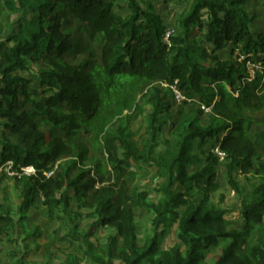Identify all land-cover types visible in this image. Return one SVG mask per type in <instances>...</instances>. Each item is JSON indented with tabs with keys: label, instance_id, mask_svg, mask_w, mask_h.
I'll use <instances>...</instances> for the list:
<instances>
[{
	"label": "trees",
	"instance_id": "16d2710c",
	"mask_svg": "<svg viewBox=\"0 0 264 264\" xmlns=\"http://www.w3.org/2000/svg\"><path fill=\"white\" fill-rule=\"evenodd\" d=\"M0 1V36L5 10L19 15L18 31L11 27L5 41L0 40V164L9 162L18 172L27 167L35 171L20 177V222L38 195L50 219L72 220L69 205L75 199L97 220L85 235L72 226L68 238L76 244V253H83L93 264H114L115 255L120 264H205L208 255L217 259L213 264H264V161L260 157L264 155V118L252 134L253 120L247 116L248 108L260 111L264 106V96L252 104L254 90L264 89V32L253 29L254 17L246 11L250 0H191L178 19L179 33L169 37L168 45L163 41L162 18L144 11L137 0H126L127 18L113 11L112 0ZM67 15L82 25L91 40L102 39L98 58L91 53L89 60L78 65L66 60L72 48L71 35L63 29ZM195 31L203 33L211 53L195 48L191 40ZM228 45L230 56L222 59L217 52ZM237 47L240 53L232 59ZM247 62L261 70L251 82ZM30 63L44 66L31 78L22 75L29 72ZM32 80L36 88L30 87ZM162 85L197 104L195 112L179 111L173 122L176 152L170 160L154 153L158 134L173 120ZM43 92L50 96L40 97ZM139 96L143 105L152 108L147 140L141 147L129 126L142 114ZM205 109L209 115L202 125ZM121 119L123 127L118 125ZM82 131L90 135L89 146L68 144ZM212 140L227 159L228 184L240 196L241 230L232 227L224 211L208 205L218 190V158L210 154L200 170L188 172L202 161L192 154L194 142L206 145ZM95 152L114 176L112 182L88 180L91 170L86 168ZM67 159L73 160L72 166L63 164ZM131 163L156 168L159 182L154 203L146 202L145 192L130 194L129 186L135 182ZM76 166L80 170L72 178L71 167ZM99 171L98 166L93 170ZM237 172L262 182L244 196L234 179ZM175 185L185 192H175ZM193 190L202 197L195 208L188 206L187 199ZM136 209L154 217V235L142 248L137 244ZM0 211V237H5L18 223L2 204ZM172 225L178 243L160 250L157 231ZM99 226L116 232L108 238L106 262L94 255L89 242L91 230ZM80 262L69 257L65 264ZM16 264L25 262L21 259Z\"/></svg>",
	"mask_w": 264,
	"mask_h": 264
},
{
	"label": "rangeland",
	"instance_id": "374dc122",
	"mask_svg": "<svg viewBox=\"0 0 264 264\" xmlns=\"http://www.w3.org/2000/svg\"><path fill=\"white\" fill-rule=\"evenodd\" d=\"M17 1V0H15ZM113 11L121 16L127 18L129 11L127 8L126 0H112ZM140 7L144 11L152 12L154 15H158L162 18L163 24L166 29L172 30V35L176 36L179 33L178 19L180 15L187 11V8L191 0H137ZM0 3H2L0 1ZM3 7V4H1ZM246 11L250 16L254 17L253 29L257 32H264V3L263 0H250L246 5ZM30 18V16H28ZM19 19L18 14H13L7 9L1 17V23L4 26V31L0 36L1 41H5L7 34L11 27L18 31L17 21ZM65 22L63 29L71 35V51L67 54L66 60L73 64L78 65L85 60H89L90 54L93 53L98 58L100 55V49L102 45V39L100 37L95 40H91L86 30L82 25L76 23L71 16L64 17ZM191 40L195 42V48H203L206 52L211 53L212 47L205 43L203 33L195 31ZM231 46L228 45L223 50L217 52L218 56L222 59H228L230 56ZM239 48L232 54V59L239 54ZM197 51H194L192 56L195 58ZM255 64V63H254ZM257 68L259 65L255 64ZM256 67L250 68V80H255L256 72L259 73V69ZM29 72L23 73L25 77L31 78L29 75L35 76L38 71L44 68L40 63H30ZM31 88L37 87V82L32 80ZM162 87V95L165 102L169 103L172 109L173 120H170L164 125L162 130L157 136L156 148L154 150L155 156L161 157L164 160H170L175 155V136L173 130V122L178 118V112L184 113L191 112L197 109L195 100L185 99L184 97L177 98L173 89L167 86ZM43 90H39L42 92ZM47 97L50 94L43 92L40 97ZM264 96V89L254 90V97L252 104L256 103V98ZM138 104L143 105V98L138 97ZM152 108L149 105H143L142 114L135 118L130 126V130L133 134V140L141 147L147 140L146 127ZM209 115V110L203 111L201 117V124L205 125L206 118ZM247 116L251 117L253 124L251 126V132L254 134L260 127V120L264 118V106L262 110L255 111L254 109H247ZM119 126H124V119H121L118 123ZM41 130L48 134L47 127H42ZM90 135L85 131L80 132L68 141V144L74 142H82L89 146ZM1 138V136H0ZM1 140V139H0ZM14 142V139L11 138ZM218 143L214 140L209 141L206 145H201L200 142H194V149L192 154L199 157L202 161L199 164H195L189 167L188 172L193 173L200 170L205 165V159L207 156L214 155L218 158V164L216 168V183L218 190L211 195L208 205L225 212V219L229 221L233 228L241 230L243 227V220L240 214L241 200L240 196L236 195L228 184L226 175L227 159L224 154H220ZM2 147L0 146V152ZM223 155V156H222ZM261 160L264 161V155H261ZM103 157L95 152L92 155L90 166L86 169L91 170L89 181L95 180L97 182H112L113 175L110 169L103 163ZM63 164L69 163L68 166H72V159L62 161ZM98 166L99 172L94 173V168ZM130 170L135 172V182L129 186L130 194L133 192L147 194L146 202L154 203L158 195L156 193L157 184L159 178L156 173V168L153 166H147L143 163L135 164L131 163ZM80 168L78 166L71 167L72 178H74ZM20 172L13 170L12 167L0 164V204L4 205L10 210L11 216L18 223V226L14 230L8 229V235L0 237V264H16L18 260H24L25 264H65L69 257L79 258L80 264H93L83 253L77 254L75 250L76 244H74L70 238H68L69 230L72 226L76 225L80 235L88 233L92 227V224L96 222V217L91 210L82 209L77 206L76 200L71 199L69 205V211L71 213V219L55 220L48 217L47 209L43 205V199L38 195L35 199V204L29 209L25 215L23 222H20L21 216L18 213V209L21 204L22 184ZM24 177H29L24 175ZM234 179L238 182L240 189L243 190L244 196L249 195L261 184V179L254 177L253 175L243 176L238 172L234 174ZM175 192L184 193V189L179 185L173 187ZM73 196V190L70 192ZM188 206L195 208L202 200V197L195 193L193 190L187 197ZM3 211H0V215ZM153 215L147 212L145 209H136L134 211V224L137 229V244L141 248L147 243V239L154 235V227L152 225ZM3 227V224H0ZM93 235L89 238V242L94 247V255L99 257L104 262L107 261L106 248L108 246V238L116 236V232L110 228L97 227L91 230ZM177 229L175 225L170 227H160L157 231L159 239L160 250H169L174 247L178 242L176 238ZM228 242L225 243V246ZM217 259L208 255L205 264H213ZM114 264H120L119 259L114 256Z\"/></svg>",
	"mask_w": 264,
	"mask_h": 264
},
{
	"label": "built area",
	"instance_id": "2783aa9c",
	"mask_svg": "<svg viewBox=\"0 0 264 264\" xmlns=\"http://www.w3.org/2000/svg\"><path fill=\"white\" fill-rule=\"evenodd\" d=\"M172 35V30L170 29H166L165 33H164V38H163V41L168 45L169 44V37ZM238 61H241L240 59ZM251 66L254 68L256 67V65L252 62H247L246 63V68L248 70V72L250 71V68ZM256 69H259L256 67ZM250 75V73H249ZM162 86H166V85H162ZM174 93L176 94V97L177 98H181L180 94L178 92H176L174 90V88H172ZM221 154V153H220ZM223 156V155H222ZM6 165L9 166V169L12 167L11 163H6ZM34 169L32 167H27V168H20V174L18 176H21L23 177L24 175H27V176H31V175H34Z\"/></svg>",
	"mask_w": 264,
	"mask_h": 264
}]
</instances>
